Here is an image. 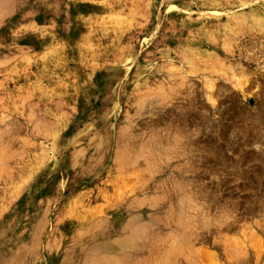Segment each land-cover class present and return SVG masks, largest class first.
<instances>
[{
    "label": "rangeland",
    "instance_id": "rangeland-1",
    "mask_svg": "<svg viewBox=\"0 0 264 264\" xmlns=\"http://www.w3.org/2000/svg\"><path fill=\"white\" fill-rule=\"evenodd\" d=\"M263 98L264 0H0V264H264Z\"/></svg>",
    "mask_w": 264,
    "mask_h": 264
},
{
    "label": "bare ground",
    "instance_id": "bare-ground-1",
    "mask_svg": "<svg viewBox=\"0 0 264 264\" xmlns=\"http://www.w3.org/2000/svg\"><path fill=\"white\" fill-rule=\"evenodd\" d=\"M233 21H235V19L233 20ZM236 22V21H235ZM253 22V21H252ZM233 23V22H232ZM237 23V22H236ZM235 23V24H236ZM238 24V23H237ZM236 24V25H237ZM253 25V24H252ZM233 26H234V24H233ZM230 67V66H229ZM225 68V67H224ZM229 70H230V68H229ZM229 70H227V71H229ZM232 70V69H231ZM237 70V69H236ZM235 70V71H236ZM233 73H234V71H233ZM235 77V76H234ZM233 77V78H234ZM245 77H247V80H248V76H246L245 75ZM237 80V79H236ZM246 80V81H247ZM242 81V80H241ZM245 83V82H244ZM241 84H243V83H241ZM189 92H191V91H189ZM256 93V92H255ZM261 95V94H260ZM263 101H264V98H263ZM264 103V102H263ZM262 103V104H263ZM259 109L261 110L262 109V107H263V109H264V106L263 105H261V104H259ZM236 109H233L232 110V112H234ZM240 110V109H239ZM190 111V110H189ZM186 112V111H185ZM249 112V111H248ZM225 114V113H224ZM258 114H263V113H261V112H259L258 111ZM191 115V114H190ZM243 115H245V113L243 114ZM249 115V114H248ZM247 115V116H248ZM250 116V115H249ZM264 116V115H263ZM262 116V117H263ZM185 117V116H184ZM244 117H246V116H244ZM176 118V117H175ZM187 118V117H186ZM191 118V117H190ZM202 118V117H201ZM204 119H205V117H203ZM239 118V117H238ZM264 118V117H263ZM240 119H241V117H240ZM177 120V119H176ZM180 120V119H179ZM202 120V119H201ZM249 120H251L250 118L248 119V121ZM178 121V120H177ZM197 121V120H196ZM263 121V120H262ZM159 122V121H158ZM239 122V121H238ZM261 122V121H260ZM264 122V121H263ZM155 123V122H154ZM243 123V122H242ZM256 123H259L258 121H253V120H251V125H250V131L248 130V132L247 133H244V137H245V139H247L246 140V145H250V144H256V143H262V142H264V127H258V125L256 124ZM157 124V123H156ZM260 124V123H259ZM157 125H160V124H157ZM184 125H186V124H184ZM197 125H199V124H197ZM193 126V125H192ZM257 126V127H256ZM165 127V126H164ZM184 127V126H183ZM163 128V127H162ZM197 128H199V127H197ZM156 129V128H155ZM186 128H184V130H185ZM256 129V130H255ZM186 130H188V132H189V129L187 128ZM195 130H196V128H195ZM200 129H198L197 131H199ZM182 131V130H181ZM180 131V132H181ZM252 131V132H251ZM169 132V131H168ZM224 132V131H223ZM251 132V133H250ZM171 133V132H170ZM225 133V132H224ZM172 134V133H171ZM200 134V133H199ZM168 135V134H167ZM211 135V134H210ZM166 136V135H165ZM250 136V137H249ZM135 137V136H134ZM200 139V142H201V138H199ZM193 140V139H192ZM135 141V140H134ZM157 141L158 140H156V143H157ZM206 141V140H205ZM188 142H190V143H192L193 141H190V138H189V140H188ZM195 142V141H194ZM130 143H132V142H130ZM136 143V142H135ZM155 143V142H154ZM184 143V142H183ZM202 143V142H201ZM221 143V142H220ZM185 145H186V143H184ZM215 143H213V145H214ZM154 145V144H153ZM195 145V144H194ZM201 145V144H200ZM205 145H206V147H207V144L205 143ZM205 145H203V146H205ZM217 145V144H216ZM261 145V144H260ZM134 146V145H133ZM164 145H162L161 144V146H160V148H162ZM198 146V145H197ZM215 146V145H214ZM222 146V145H221ZM132 147V146H131ZM157 147V146H156ZM200 147H202V146H200ZM216 147V146H215ZM167 148V146H165L164 148H162V149H166ZM211 148V147H210ZM217 148V147H216ZM232 148V147H231ZM190 149H192L191 147H190ZM200 149V148H199ZM213 149V148H212ZM221 149V148H220ZM223 149V148H222ZM179 150V149H178ZM210 150V149H209ZM216 150H218V149H216ZM210 152V151H209ZM186 153V152H185ZM188 153V152H187ZM183 154V153H182ZM218 154V153H217ZM247 155V154H246ZM215 156H217L216 154H215ZM207 157V156H206ZM214 157V156H213ZM221 158H222V156H221ZM255 159L257 160V159H259V160H261V162H262V159L260 158V157H256L255 156ZM238 160H239V158H238ZM116 161H118V160H116ZM242 161V160H241ZM219 162H220V160H219ZM218 162V163H219ZM119 163V162H118ZM126 164V160H124L122 163H119V165H124V164ZM239 163V162H238ZM203 164V163H202ZM213 164H217V163H214L213 162ZM228 164V163H227ZM263 165H264V161H263ZM213 166V165H212ZM216 166V165H215ZM220 166V165H219ZM237 166V165H236ZM239 166V165H238ZM257 166V165H256ZM214 167V166H213ZM202 170V169H201ZM199 171V170H198ZM259 171H260V168H259ZM233 171H231V173H232ZM178 175V174H177ZM236 175V174H235ZM243 176V175H242ZM175 177H177V176H175ZM178 178H180V177H178ZM235 178H236V176H235ZM242 178V177H241ZM227 179V178H226ZM243 180V179H242ZM180 181V180H179ZM184 181V180H183ZM114 182H115V180H114ZM126 182V181H125ZM224 183V182H223ZM228 183V182H227ZM122 185V184H121ZM252 185V184H251ZM263 185V184H262ZM221 186V185H220ZM252 186H254V185H252ZM191 189H193V188H191ZM248 189V188H247ZM263 190V189H262ZM200 196V195H199ZM201 197V196H200ZM259 199V198H258ZM257 199V200H258ZM259 201V200H258ZM264 205L261 207V204H260V212H263L264 211ZM262 214V213H261ZM184 216H186V215H184ZM262 219V218H261ZM264 223V222H263ZM262 223V224H263ZM139 224H141V222L139 221V220H133V221H131L130 222V224L127 226L128 227V229L127 230H125V229H122L121 231H122V233L123 232H125V235L122 237V238H119V239H117L116 241H114V243H104V245L103 246H99L98 248H97V250H96V252H95V254L96 255H94V258H95V260L96 261H94V263H97V264H138V261H136L135 259H136V257H135V254H133V253H135L136 252V250H137V245H135V240H134V236H135V234H138L139 233V231L140 232H143V230H142V228L141 227H139ZM179 229V228H178ZM181 234V233H180ZM189 236V235H188ZM174 240V239H173ZM173 240H171V241H173ZM183 242H185V241H183ZM173 243H176L175 241H173ZM173 243H171V244H173ZM245 243V242H244ZM141 245H143V244H141ZM170 246V245H169ZM182 246V245H181ZM172 247H173V245H172ZM168 248V247H167ZM176 248H177V246H176ZM175 248V249H176ZM174 249V248H173ZM173 249H171L170 248V251L169 252H173ZM122 250H128L130 253H131V258H128V257H126L124 260L123 259H121L120 257H118V258H120V259H118L117 257H116V255H115V252H117V251H122ZM172 250V251H171ZM184 251V250H183ZM259 251V250H258ZM100 252H102L103 253V257L101 258L100 256H98L97 254L98 253H100ZM232 253H234V251L232 252ZM197 254V252L196 251H194L193 253H191L190 254V256L192 257V256H195ZM258 254V253H257ZM234 255V254H233ZM251 255V254H250ZM235 256V255H234ZM245 256V255H244ZM248 256V255H247ZM164 258H165V256H163ZM237 257V260L239 259V257L238 256H236ZM246 257V256H245ZM248 257H250V256H248ZM186 258V257H185ZM99 261H98V260ZM235 259V258H234ZM240 259H242V257L240 258ZM239 259V262H241V260ZM247 259H249V258H247ZM122 260V261H121ZM201 260H203V259H201ZM244 261V263H241V264H247L246 263V261L248 262V260H246V259H244L243 260ZM203 262H206V261H203ZM235 262H238V261H235ZM240 264V263H239ZM248 264H249V262H248Z\"/></svg>",
    "mask_w": 264,
    "mask_h": 264
}]
</instances>
